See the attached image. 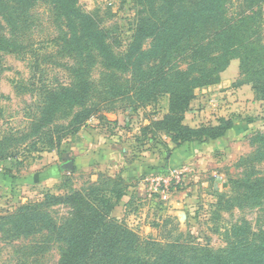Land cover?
I'll return each mask as SVG.
<instances>
[{"label": "trees", "instance_id": "1", "mask_svg": "<svg viewBox=\"0 0 264 264\" xmlns=\"http://www.w3.org/2000/svg\"><path fill=\"white\" fill-rule=\"evenodd\" d=\"M38 1L49 5V18L59 25L63 36L55 56L60 55L64 59L60 65L70 70L67 81L43 80L37 88L39 115L31 133L46 132L49 148L61 144L63 135L55 139L54 133H77L91 118L104 119L102 102L122 99L128 101L125 111L137 110L157 105L163 96H168L169 111L162 119H151L143 127L144 136L166 134L174 147L222 137L234 126L232 118L196 128L183 120L196 89L218 84L233 59L240 61V74L247 76L239 84L251 83L256 99L264 100L263 12L256 8L264 0H138L146 6L138 11L127 49L120 52L113 49L107 27L80 0H0V72L6 53L25 52L28 44L21 30L30 24ZM39 61V57L34 61L36 68ZM96 64L101 67L97 79L90 72ZM59 112L69 114L66 124L55 121ZM31 133L0 136V160L28 157L22 144ZM257 137L264 145V135ZM167 149L169 153L173 148ZM112 179L104 176L63 195L46 193L42 199L0 213V245L40 236L23 247L39 253L57 244L60 253L55 264H264V239L256 242L258 235L248 224L242 229L234 223L230 234L234 243L222 250L185 249L178 239L162 245L141 235L112 216L124 194L122 179ZM246 182L249 192L264 191V179ZM226 197L220 195V204ZM57 205L68 208L61 221L49 212Z\"/></svg>", "mask_w": 264, "mask_h": 264}, {"label": "rangeland", "instance_id": "2", "mask_svg": "<svg viewBox=\"0 0 264 264\" xmlns=\"http://www.w3.org/2000/svg\"><path fill=\"white\" fill-rule=\"evenodd\" d=\"M42 3L38 1L32 10L34 17L28 21L30 24L21 30L25 35L23 40L25 44H28L25 52L6 53L2 60L0 136L10 132L16 133V135H21V132L31 133L32 122L39 115L37 105H39L40 95L37 88L41 87V82L46 80L56 83L69 79L70 70L64 65H60L64 59L60 55L55 56V51L58 50V45L61 42L60 37L63 35L59 32V25L49 18V5ZM80 4L86 11L92 12L97 17L100 25L107 27L111 33L110 41L113 49L118 52L127 49L131 40L132 25L138 18V11L146 6L138 0H80ZM260 7L263 12L264 38V5L256 8ZM0 20H2L1 16ZM8 34L10 35V33ZM37 57L40 60L38 68L34 64ZM96 65L90 70L95 79L99 78L101 72V67ZM237 72V77L234 74V87L228 91H225L224 89L227 88H224L219 92L216 90L201 92L203 89L216 85L213 84L196 89V98L200 97L199 101L202 98L207 99V101L216 104L217 109H213V111L217 110L216 113L213 112L215 118L216 114L218 118L222 114L232 113L235 124L241 125L240 136L231 139L228 145L216 148L207 155L204 164L199 166L200 172L197 171L196 176L187 178L183 188L167 196L149 195L146 191L136 193L132 204L120 218L130 228L145 237L156 239L162 245H167L173 239H178L180 244H184L185 249L222 250L228 248L234 243V237L230 235L234 223L242 229L245 224H248L249 230L258 235L256 242H261L264 239V191L259 190L257 193L256 191L249 192L246 189L247 178L264 179V145L257 137L258 133L264 135V100L256 99V93L251 83L239 84L247 77L240 74V65ZM240 86H244V88H238ZM167 98L168 96L161 97L159 105L152 103L137 110L129 108L130 115L132 112L136 113L132 114L134 126L130 129L136 128L138 134L126 137L132 142L137 141V145L134 144L135 148L148 147L149 150L157 153L158 159L163 160L167 156V148L171 147L170 138L166 134H158L154 138L152 133H147L144 136L143 128H140L144 123L148 125L152 117L159 116L158 109L168 103ZM127 102L122 99L113 103L112 100L102 102L104 109L100 111V115L104 116V119L98 120L96 117L92 119L93 122L90 126L102 125L106 130L113 131L116 124L108 120L109 115L116 116L119 111L122 112ZM233 103V111H230L231 107L227 108L224 113L219 111L221 104L227 106ZM210 113H212V108ZM69 119V114L59 112L55 121L66 124ZM84 127L88 126L84 125L81 130L73 134L66 131L54 133L55 139L59 134L63 135L57 149L45 146L46 132L41 135V132L31 133L26 142L22 144L23 147L28 148L25 154L27 156L29 154V156H20L18 160H0V170L13 171L18 175H23L30 171V166L38 162L44 153L51 152L59 155L60 158H67L72 144L83 140L80 133L85 129ZM137 137L139 139H136ZM31 140L36 143L30 144ZM164 142L168 143V147L163 144ZM41 147H45V151H37ZM151 170L156 171L157 168ZM105 175L104 173L103 176ZM119 177L118 174L113 175L112 181H117ZM102 178L99 177L98 180L101 181ZM90 184H92L90 172L82 171L77 174L66 173L55 187L59 194L63 195L76 188L83 189ZM121 185L124 188V184H120V187ZM48 192V190L38 189L37 192L30 195L27 193L24 200L19 199V203L8 201L9 199L5 198V193L2 192L0 193L2 200L0 201V213L11 211L22 202L42 199L43 195ZM221 194H226L228 197L220 204ZM2 203L5 204L1 206ZM8 206L10 208H7ZM67 209L57 205L49 212L61 221L67 215ZM169 234L172 235L171 238H167ZM37 237L26 241L20 240L11 245L2 243L0 245V264H55L60 253V246L57 244L39 253L33 252L32 247L29 249L23 247L24 244L32 245L41 239L40 236Z\"/></svg>", "mask_w": 264, "mask_h": 264}, {"label": "crops", "instance_id": "3", "mask_svg": "<svg viewBox=\"0 0 264 264\" xmlns=\"http://www.w3.org/2000/svg\"><path fill=\"white\" fill-rule=\"evenodd\" d=\"M237 60L238 59H233L228 68L221 73V81L218 84L203 89L201 92L205 93L215 90L219 92V90L224 88H227L224 90L228 91L230 88L234 87V77L238 76L237 68H239L240 65L239 60ZM241 87L244 88V86L238 88L242 89ZM199 98H195L188 111H186L183 120L184 124L196 128L201 125H216L220 118H232L234 120V115L232 113L222 114V116L218 118L216 114L215 118L213 112L216 113L217 110L213 111V109H217L216 104L203 98L199 101ZM229 107L232 108L230 111H233L234 103L227 106L221 104L219 111L224 113ZM211 108L212 113H210ZM168 111L169 101L166 105H163L162 108L158 109L157 114L159 116L152 118L155 120L162 119ZM132 114L136 113L132 112L130 115L128 110H122V112L119 111L116 116L109 115L108 120L116 124L113 131L106 130L102 125L90 126L91 122H93L92 119L96 117L91 118L86 124L88 127H84L85 129L80 133L83 140L80 137L81 142L78 141L76 144H72L67 158H60L59 155H55L51 152L44 153L38 162L30 166V171L23 175H18L13 171L0 170V193L4 192L5 198L13 203V201L18 202L19 199L24 200L25 194L28 193L30 195L31 193L37 192L38 189L48 190V193L59 194L55 186L66 173L77 174L82 171L90 172L92 183L100 182L98 179L99 177L102 178L104 173L106 174L105 176L109 177L118 174L124 182V194L119 199L118 204H116L111 214L115 218L120 219L124 216V212H126L128 206L132 204V200L135 197L134 195L138 192H145L142 180L147 173L152 171L151 169L154 170L155 168L158 169L164 166H178L182 163L189 162L196 167L197 174V171L200 172L199 166L204 164L207 155L211 154L216 148L228 145L231 139L237 138L240 136L239 132H242L240 128L241 125L236 123L224 136L217 139L185 142L180 147H174V145L169 142L173 149L171 152L167 153V156L163 160L158 159L157 153L153 150H149L148 147L140 146L141 148H135L134 144L137 145V141L134 140L132 142V140L126 138L138 134L135 130L136 128L130 129V127L133 128L134 126L132 120L134 116ZM97 119L99 120V118ZM145 125L146 123H144L143 126ZM143 126H141L140 129H142ZM131 131L133 132L131 133ZM136 139H139V137ZM138 149H140V151H138L139 153L137 152ZM69 160L74 164L73 170L64 168V164ZM75 190L80 189L76 188ZM0 201H2L1 198ZM4 204L5 203H2L1 206ZM7 208H10V206Z\"/></svg>", "mask_w": 264, "mask_h": 264}, {"label": "built area", "instance_id": "4", "mask_svg": "<svg viewBox=\"0 0 264 264\" xmlns=\"http://www.w3.org/2000/svg\"><path fill=\"white\" fill-rule=\"evenodd\" d=\"M192 163H182L178 166H164L147 173L142 184L144 190L151 194L167 196L184 187L187 178L196 174Z\"/></svg>", "mask_w": 264, "mask_h": 264}, {"label": "water", "instance_id": "5", "mask_svg": "<svg viewBox=\"0 0 264 264\" xmlns=\"http://www.w3.org/2000/svg\"><path fill=\"white\" fill-rule=\"evenodd\" d=\"M64 168L67 169V170H73L74 169V164L72 161H67L65 164H64Z\"/></svg>", "mask_w": 264, "mask_h": 264}]
</instances>
